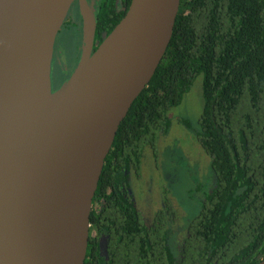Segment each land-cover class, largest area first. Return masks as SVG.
Returning <instances> with one entry per match:
<instances>
[{"label": "trees", "instance_id": "1", "mask_svg": "<svg viewBox=\"0 0 264 264\" xmlns=\"http://www.w3.org/2000/svg\"><path fill=\"white\" fill-rule=\"evenodd\" d=\"M94 51L132 0H100ZM79 11L76 9L75 13ZM60 32L52 73L70 78L82 54L80 11ZM59 32V33H60ZM57 55V56H56ZM60 57V58H59ZM203 75L198 134L215 184L190 223L179 254L166 209L152 221L131 191L144 150L170 131V110ZM190 126L188 120L184 121ZM153 218V217H152ZM85 264H259L264 258V0H182L168 50L132 104L107 154L92 198Z\"/></svg>", "mask_w": 264, "mask_h": 264}, {"label": "water", "instance_id": "2", "mask_svg": "<svg viewBox=\"0 0 264 264\" xmlns=\"http://www.w3.org/2000/svg\"><path fill=\"white\" fill-rule=\"evenodd\" d=\"M181 1L132 0L94 51L96 16L88 0H0V264H85L92 198L105 158L168 50ZM76 2L82 54L70 78L53 91L57 37ZM119 27L125 31L119 68L96 90L86 67ZM79 67L83 73L76 78ZM78 160H95L100 169L88 224L67 240L55 229L62 218L58 193L69 182L66 165Z\"/></svg>", "mask_w": 264, "mask_h": 264}, {"label": "rangeland", "instance_id": "3", "mask_svg": "<svg viewBox=\"0 0 264 264\" xmlns=\"http://www.w3.org/2000/svg\"><path fill=\"white\" fill-rule=\"evenodd\" d=\"M90 4L95 10V1ZM66 40V33L60 32L57 45H66ZM203 106L201 74L185 94L182 103L170 110V131L161 134L156 151L151 146L144 150L141 178L134 179L132 185L139 206L148 219L152 218L153 210H165V202L174 198L188 219L201 212L202 191L214 182L211 158L198 137ZM185 120L191 125H186ZM167 188L169 193L165 194ZM148 191H151L150 195H147ZM173 241L176 247L177 238L174 237Z\"/></svg>", "mask_w": 264, "mask_h": 264}, {"label": "bare ground", "instance_id": "4", "mask_svg": "<svg viewBox=\"0 0 264 264\" xmlns=\"http://www.w3.org/2000/svg\"><path fill=\"white\" fill-rule=\"evenodd\" d=\"M87 11L88 21L93 20L92 8ZM124 48L125 31L119 27L94 54L86 71L96 90L106 86L113 73L118 70ZM82 73L83 68L79 67L75 77L78 78ZM65 168L69 182L58 193V210L62 218L55 220V229L61 238L74 240L88 224L89 199L92 197L100 167L95 160H78Z\"/></svg>", "mask_w": 264, "mask_h": 264}, {"label": "flooded vegetation", "instance_id": "5", "mask_svg": "<svg viewBox=\"0 0 264 264\" xmlns=\"http://www.w3.org/2000/svg\"><path fill=\"white\" fill-rule=\"evenodd\" d=\"M89 1V3H92V1H95V13H97V9H98V6H99V1L100 0H88ZM78 8V10H79V4H78V2H76L73 6H72V8H71V10H70V12H69V14H68V16H67V18H66V21L65 22H76V17H75V15H77L78 16V12L79 11H77L76 13H75V11H76V9ZM56 47H57V41H56V45H55V50H54V56H53V63H54V61H55V59H56V57H55V53L58 55V53H57V51H56ZM56 55V56H57ZM60 58V57H59ZM53 63H52V68H53ZM57 82H59V84L57 83ZM65 81L63 80L62 81V79H60V76L58 77V78H56V76L52 73V89H53V91H55V90H57L59 87H61V85L64 83ZM213 171V170H212ZM141 172H142V166H141ZM141 172H140V174L138 175V174H135V173H133L132 175H131V179H130V184H131V191H132V193H133V196L135 197V200H136V203L138 204V206H139V203H138V199H137V197H136V195H135V191L133 190L134 189V187H133V185H132V182H133V180L134 179H138V178H141ZM214 173V172H213ZM214 175V182L213 183H210L206 188H204V190L202 191V198H201V200H202V204H203V202H204V200H205V195H206V193L209 191V189H210V187L212 186V185H214L215 184V180H216V177H215V174H213ZM166 193H169V190H168V188L165 190V194ZM151 194V191H148L147 192V195H150ZM191 194H192V192H191ZM171 204H172V206H173V208H174V212H175V217H174V219H172L171 221H170V227H171V230H172V246H173V248L175 249V251H176V253L177 254H179V252H180V248L182 247V245H183V242H184V240H185V238H186V236H187V234H188V230H189V226H190V223L199 215H196L195 217H192V218H190V219H188V215H187V217L185 216V212H183L179 207H180V205H179V203H178V201H177V199L176 198H174V199H169L168 200ZM166 207H167V205H166V202H165V204H164V209H166ZM139 210L142 212V214H144V216L146 217L147 215L144 213V211H143V209H142V207L141 206H139ZM158 211H160V210H158V209H156V211L155 210H153V214H152V216L151 217H153V218H151V220L150 221H152L153 219H154V217H155V214L158 212ZM184 214V215H183ZM147 218V217H146ZM177 225H180V227H178V228H176V226ZM96 232V228H95V226L94 225H90V235L91 234H94ZM174 237H176L177 238V243H176V247L174 246V241H173V238ZM89 246V245H88ZM87 255H88V253H87Z\"/></svg>", "mask_w": 264, "mask_h": 264}]
</instances>
